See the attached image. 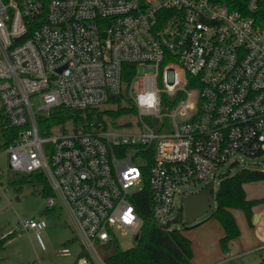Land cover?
Here are the masks:
<instances>
[{
    "label": "built area",
    "instance_id": "2783aa9c",
    "mask_svg": "<svg viewBox=\"0 0 264 264\" xmlns=\"http://www.w3.org/2000/svg\"><path fill=\"white\" fill-rule=\"evenodd\" d=\"M112 98L134 108L123 123L103 116L39 131L57 107ZM0 114L21 128L4 149L9 169L41 171L47 208L59 204L105 264L100 244L139 236L133 200L146 179L161 226L178 186L214 179L234 154L264 153V0H0ZM256 216L264 246V209ZM46 225L22 224L42 248Z\"/></svg>",
    "mask_w": 264,
    "mask_h": 264
},
{
    "label": "rangeland",
    "instance_id": "374dc122",
    "mask_svg": "<svg viewBox=\"0 0 264 264\" xmlns=\"http://www.w3.org/2000/svg\"><path fill=\"white\" fill-rule=\"evenodd\" d=\"M32 103L36 107L40 102L37 99H33ZM116 107V102L110 101L100 107L99 110H115L117 109ZM126 118L131 119L133 117L128 116ZM114 119L119 123L125 121L121 115L112 117V120ZM135 121V119L132 120L133 125L136 124ZM66 124L67 129L71 127L69 122ZM1 143L2 140L0 138ZM234 160L237 162L234 163ZM241 169L264 172V153L254 156L234 154L229 161L216 169L214 179L211 178L210 174L206 182L202 181L178 186L173 198V210L161 219V226L168 229H182L184 224V198L203 187L209 188L213 197L209 211L193 222L185 224L188 228L184 230L191 236V241L195 244L198 242L196 250L199 256L202 257L206 253L205 249L207 247L210 249L211 241L221 234L219 232L221 231L219 222L210 217L211 212L216 208L215 193L219 181L222 177L232 175ZM0 173V238L15 232L14 236L6 242L0 252V264H74L81 251L82 244L75 236L65 210L59 204H56L54 209H48L44 201L46 195L43 193L42 186L37 182L26 181L20 186L10 184L8 182L9 178L18 177L24 173L16 174L9 169L8 155L2 148H0ZM243 190L247 199L260 198L264 195V180L244 183ZM262 209H264V201L255 204L251 208L252 215L257 214ZM238 213H241L240 210H233V214L239 221ZM39 217H43L47 223V229L40 231L43 248L39 246L35 239L34 232L24 230L22 226L26 220ZM251 230L250 233H252ZM116 236L121 249H126L136 244L134 237L124 231L116 233ZM244 239L246 240V233L242 232L241 243H243ZM62 248H67L69 254H61L60 249ZM226 255L228 256L226 259L213 264H258L264 258V246L261 243L256 247L232 244L231 252L228 251Z\"/></svg>",
    "mask_w": 264,
    "mask_h": 264
},
{
    "label": "trees",
    "instance_id": "16d2710c",
    "mask_svg": "<svg viewBox=\"0 0 264 264\" xmlns=\"http://www.w3.org/2000/svg\"><path fill=\"white\" fill-rule=\"evenodd\" d=\"M134 71L135 66L133 64H124L123 78L129 80ZM111 101L116 102L117 109L100 111L99 108L70 109L57 107L47 117L39 121V131L41 134H48L51 126L63 125L67 121L83 123L91 120H100L103 116L112 118L126 112H134V108L131 105L122 104L120 99L112 98ZM20 130L21 128L10 125L7 119L0 114V138L2 140L0 148L4 150L18 136ZM15 173L18 174V172ZM257 180H264V172L241 169L232 175L224 176L219 181L215 193L216 208L211 212L210 217L216 219L224 231V235L219 238V244L223 251H227L230 241L239 235V229L230 210H240L247 224L250 225L251 208L255 204L264 201V195L260 198L251 199L245 197L243 184ZM26 181L37 182L42 186L45 195L52 194L49 183L41 171L24 173L8 180L10 184L18 186ZM133 201L139 216L143 220L136 244L126 249H121L115 239L100 244L99 252L105 264H192L193 251L191 241L183 233L188 226L183 224L182 229H168L158 225L152 214L151 191L147 184V179L143 189L135 195ZM14 234L15 232H11L0 238V252ZM82 255L88 258L89 264H95L81 246L78 256ZM258 264H264V258Z\"/></svg>",
    "mask_w": 264,
    "mask_h": 264
},
{
    "label": "crops",
    "instance_id": "0c3cea01",
    "mask_svg": "<svg viewBox=\"0 0 264 264\" xmlns=\"http://www.w3.org/2000/svg\"><path fill=\"white\" fill-rule=\"evenodd\" d=\"M54 207L52 208H48V209H54ZM233 210L234 209H231V215L233 216V219L239 229V235L232 239L230 241V244H229V249L228 251L231 252V247H232V244H242V246H252V247H256V246H259L260 243L262 244V239H263V235L261 233V231L259 229H256L254 224H247L242 212L238 215V218H239V221L237 220V218L235 217V215L233 214ZM243 227V228H241ZM220 228H221V234H219L215 240L211 241V247L210 249L207 247L205 250L206 253L203 254L202 257L199 256V253L197 252L196 250V245L198 244V242L195 244L193 241H191V236L187 234L186 231H183L184 235L187 236L191 243H192V249H193V258H192V264H213V263H216L222 259H226L228 256L226 255V252H223L221 247H220V244H219V238L222 237L224 235V231L220 225ZM47 229V225L44 229L42 230H46ZM253 231H252V230ZM250 230L252 233H250ZM242 232H245L246 233V240L244 239L243 240V243L242 240H240L241 238V233ZM209 246V245H208ZM69 254V252H68ZM68 254H63V255H68ZM215 259V261H213Z\"/></svg>",
    "mask_w": 264,
    "mask_h": 264
},
{
    "label": "water",
    "instance_id": "95a60500",
    "mask_svg": "<svg viewBox=\"0 0 264 264\" xmlns=\"http://www.w3.org/2000/svg\"><path fill=\"white\" fill-rule=\"evenodd\" d=\"M156 118L154 122H156ZM212 194L209 188H203L198 192H193L187 195L183 201L184 224H189L199 218L204 213L208 212L212 202ZM256 214L252 215V224L256 221ZM138 236L134 237L136 241Z\"/></svg>",
    "mask_w": 264,
    "mask_h": 264
},
{
    "label": "snow or ice",
    "instance_id": "6c2138e0",
    "mask_svg": "<svg viewBox=\"0 0 264 264\" xmlns=\"http://www.w3.org/2000/svg\"><path fill=\"white\" fill-rule=\"evenodd\" d=\"M133 217L131 215V209H129V211L127 213H125V220L129 223H131Z\"/></svg>",
    "mask_w": 264,
    "mask_h": 264
},
{
    "label": "clouds",
    "instance_id": "9594fccd",
    "mask_svg": "<svg viewBox=\"0 0 264 264\" xmlns=\"http://www.w3.org/2000/svg\"><path fill=\"white\" fill-rule=\"evenodd\" d=\"M41 227H43V225H41Z\"/></svg>",
    "mask_w": 264,
    "mask_h": 264
}]
</instances>
